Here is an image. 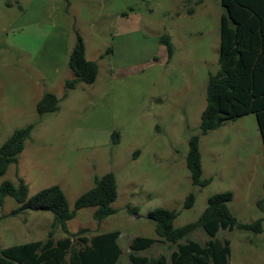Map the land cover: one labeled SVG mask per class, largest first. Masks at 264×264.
Returning a JSON list of instances; mask_svg holds the SVG:
<instances>
[{"label": "rangeland", "instance_id": "rangeland-1", "mask_svg": "<svg viewBox=\"0 0 264 264\" xmlns=\"http://www.w3.org/2000/svg\"><path fill=\"white\" fill-rule=\"evenodd\" d=\"M222 12L220 0H0V144L14 129L32 126L0 183L20 179L29 196L56 184L73 208L94 176L113 172L115 212L97 222L94 208H81L66 226L86 229L83 235L119 231L116 264H129L134 237H156L148 211L176 210L179 227L199 217L209 196L230 191L235 220L263 218V231L220 229L216 237L229 240L230 264H264V148L254 113L200 135L201 177H211L209 184L194 186L185 165L208 73L218 68ZM76 34L98 72L92 83L68 89ZM46 92L59 99L58 108L39 115L36 103ZM190 192L194 203L184 208ZM18 206L6 196L0 207V249L44 239L51 229L49 211ZM53 231L54 239L66 235ZM187 238L203 244L209 236L198 227ZM174 248L158 242L136 254L169 256Z\"/></svg>", "mask_w": 264, "mask_h": 264}, {"label": "trees", "instance_id": "trees-1", "mask_svg": "<svg viewBox=\"0 0 264 264\" xmlns=\"http://www.w3.org/2000/svg\"><path fill=\"white\" fill-rule=\"evenodd\" d=\"M191 2L193 0H185ZM202 0H194L195 4ZM223 12L220 16L218 68L209 72L206 82V104L200 114L199 134L188 139L185 165L194 186L203 187L211 177L202 178L200 135L221 126L225 121L254 113L264 148V0H220ZM192 13V9H189ZM166 46L168 56L172 54V44L167 34L160 36ZM68 66L73 74L65 82L68 89L78 83H92L98 72L97 63L85 57L82 38L76 34L75 42L68 57ZM59 99L46 92L36 103L39 115L54 112ZM31 125L12 131L0 144V176L5 174L10 164L17 161L29 138ZM114 143L118 142L117 132L113 133ZM93 186L75 199L73 208L60 188L54 184L28 195L27 185L20 179L16 182L3 180L0 183V207L6 196L13 198L18 209L49 211L52 214L51 229L46 238L13 244L0 249V264H116L121 254L117 242L119 231L97 232L83 235L86 229L76 233L67 230L66 223L81 208H94L92 216L97 222L115 212L111 204L117 198L116 177L109 171L94 176ZM195 195L188 193L183 207L194 203ZM232 199L230 191L212 194L199 217L182 226L174 227L176 210L157 207L148 211L147 218L154 223L156 237L136 236L132 239L128 254L129 264H230V242L227 238L216 237L220 229L263 231L259 218L251 223H239L229 210ZM258 202L259 207L263 206ZM137 208H130L136 212ZM15 212V211H14ZM202 228L209 236L203 244L188 239L196 228ZM60 228L66 235L54 239L53 229ZM182 239H185L181 242ZM174 245L169 256H144L136 254L154 243Z\"/></svg>", "mask_w": 264, "mask_h": 264}]
</instances>
